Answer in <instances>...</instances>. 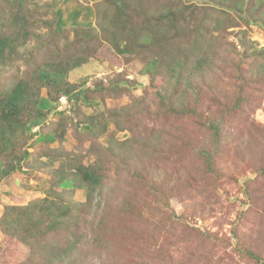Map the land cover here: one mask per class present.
Returning a JSON list of instances; mask_svg holds the SVG:
<instances>
[{
    "label": "rangeland",
    "instance_id": "1",
    "mask_svg": "<svg viewBox=\"0 0 264 264\" xmlns=\"http://www.w3.org/2000/svg\"><path fill=\"white\" fill-rule=\"evenodd\" d=\"M2 127L0 264H264V0H0Z\"/></svg>",
    "mask_w": 264,
    "mask_h": 264
},
{
    "label": "trees",
    "instance_id": "2",
    "mask_svg": "<svg viewBox=\"0 0 264 264\" xmlns=\"http://www.w3.org/2000/svg\"><path fill=\"white\" fill-rule=\"evenodd\" d=\"M177 14L178 13H175V15L177 16ZM117 45L115 44V43H113V45H112V48L114 49H116V51L118 52V53H121V52H125V50H117ZM153 65H154V62H149V63H147V66H146V68H148V69H152L153 68ZM20 93H19V86L13 91V93L11 94V96L9 97V99L6 101V103H5V105H6V108L7 107H9V110L7 111V114L8 115H6V117L8 118V119H10V123H15L16 121H15V119H13V118H10V115L14 112L16 115L19 113V110L17 109V104H16V101H17V99H18V95H19ZM41 104H42V106L43 107H46V106H48V103L47 102H41ZM39 119H43V116H40L39 117ZM3 129V127L0 129V130H2ZM8 129H10V127L9 126H5V124H4V133H5V135L4 136H7V134H8ZM1 169H2V167H1V165H0V174H1ZM21 218V217H20ZM4 222H6L5 220H4ZM71 241H73V239H72V237L70 236L69 237V239L67 240V242H71Z\"/></svg>",
    "mask_w": 264,
    "mask_h": 264
}]
</instances>
